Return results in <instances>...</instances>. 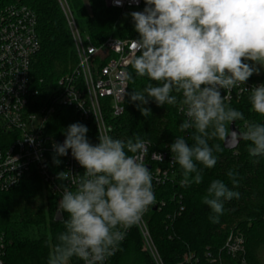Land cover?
Instances as JSON below:
<instances>
[{"label":"clouds","instance_id":"1","mask_svg":"<svg viewBox=\"0 0 264 264\" xmlns=\"http://www.w3.org/2000/svg\"><path fill=\"white\" fill-rule=\"evenodd\" d=\"M122 6V0H113ZM139 3V0H135ZM142 11L129 15L139 39L132 40L131 67L136 77L150 81L142 91L130 94L143 116L150 100L157 106L181 104L186 119L183 132L194 129L189 145L178 136L169 145L173 163L182 169L181 187L201 184L203 169L217 163L220 144L210 139L249 142L250 156L264 157V123L245 122V131H230L229 125L244 121L243 113L225 103L226 95L239 88L249 92L251 109L264 117V83L244 87L264 68V0H144ZM133 80L132 74H126ZM154 82V83H153ZM242 86V87H241ZM125 90V89H124ZM179 95H173V93ZM124 94L125 91H124ZM96 117L98 123L99 117ZM98 127V143L87 138L88 128L79 122L67 127L62 144H53V163L72 157L84 169L82 175L57 173L61 184L58 202L64 231L56 237L47 264H69L76 257L83 264H105L118 250L126 232L136 225L156 202L152 171L144 163L149 141L139 135L126 141ZM30 143L34 140L30 138ZM162 159V157L160 156ZM202 165L203 168L198 167ZM233 185L235 173L227 172ZM240 193L220 180H212L202 197L216 223L224 202Z\"/></svg>","mask_w":264,"mask_h":264},{"label":"trees","instance_id":"2","mask_svg":"<svg viewBox=\"0 0 264 264\" xmlns=\"http://www.w3.org/2000/svg\"><path fill=\"white\" fill-rule=\"evenodd\" d=\"M67 1L80 28L85 31L84 36L93 43L100 44L110 36L139 39L131 16L124 19V12L107 7L104 0ZM7 3L27 5L37 15L41 47L33 58L30 78L33 90L38 91L34 102L44 105L59 89L60 78L77 65L78 57L67 18L59 0H0V5ZM144 7L143 0L139 11ZM129 74L134 79L129 80L125 111L111 120L110 135L125 141L139 135L149 141L150 152L168 149L178 136H183L191 145L194 129L180 130V124L185 120L179 112L182 105L157 106L150 100L145 107L151 113L143 116L138 102H132L130 94L142 91L150 81L147 77H136L132 67ZM263 76L253 74L249 80L258 81ZM173 95L179 94L174 92ZM249 95L225 101L243 113L245 120L235 122L241 131H245V122L264 123V117L251 109ZM77 122L87 126L90 143H98L95 127L81 121L66 107L57 109L46 130L62 142L67 127ZM223 141L209 140L210 145L220 144L222 151L214 152L217 163L213 168L203 169L201 184L181 187L182 169L174 163L170 180L156 193L158 199L166 200V205L160 211L151 207L146 220L163 264H211V257H216L218 264H242L243 257L247 264H264V157L250 156L249 142L242 140L236 149L227 150ZM198 167L203 168L202 165ZM229 170L235 173V185L227 176ZM215 179L224 181L240 196L225 201L223 214L213 223L209 217L214 213L202 203V197ZM43 183L41 177L34 174L0 195V236L8 243L7 264H47L57 235L65 230L63 219H67V214H63V219H57L60 197L52 194ZM181 206L184 209L178 214ZM232 231L244 235L245 253L241 256L232 257L223 250ZM70 261L80 264L76 257ZM112 264H157L136 225L119 245Z\"/></svg>","mask_w":264,"mask_h":264},{"label":"built area","instance_id":"3","mask_svg":"<svg viewBox=\"0 0 264 264\" xmlns=\"http://www.w3.org/2000/svg\"><path fill=\"white\" fill-rule=\"evenodd\" d=\"M104 1L107 7L120 9L124 13L139 11L143 4V0H139V3L135 0H122V6H116L113 0ZM59 2L74 39L78 61L71 71L60 78L59 89L51 100L38 110L32 109L38 91L33 90L30 78L33 58L41 47L37 33V15L24 4L0 5V195L19 186L27 176L36 174L52 194L61 198V184L70 185V181L57 179V173L70 171L73 175H82L84 169L72 157L71 150L68 155L58 157L61 161L59 165L53 163V144L63 142L46 128L58 108L73 110L81 121L90 122L97 133L98 127L101 130H111V120L125 111L129 89V80L125 76L129 74L134 54L132 40L136 39L110 36L102 43L95 44L89 37L83 36L68 1ZM261 83H264V76L258 81L248 80L244 87L251 90ZM221 94L226 95V102H230L250 93H240L239 88H236L231 93L221 89ZM182 107L179 112L185 117ZM95 116L99 117L98 123ZM30 138L34 143L29 142ZM144 163L152 171L156 197V193L166 185L173 173L170 148L150 152L148 144ZM165 205L164 198L156 197L155 204L148 211L151 207L160 211ZM183 209L184 206H181L178 214ZM148 211L136 226L154 260L157 264H163L146 220ZM175 217L176 213L172 218ZM130 230L131 228L127 230L125 239ZM7 246L4 237L0 236V264H7ZM223 250L232 257L244 254V235L232 231ZM117 252L118 250L105 264H112ZM210 263L218 264V259L211 257ZM69 264L73 263L69 261ZM80 264H83L81 260ZM242 264H247L244 257Z\"/></svg>","mask_w":264,"mask_h":264},{"label":"water","instance_id":"4","mask_svg":"<svg viewBox=\"0 0 264 264\" xmlns=\"http://www.w3.org/2000/svg\"><path fill=\"white\" fill-rule=\"evenodd\" d=\"M230 131H236V132H241L237 127H236V125H235V122H233L232 124H230ZM230 139V137L229 138H226L224 141H223V146H224V148L225 149H227V150H234V149H236L237 147H238V145L240 144V142L242 141V139L241 140H239L238 142L237 141H235V140H229ZM59 213V212H58ZM57 219H62L61 217H60V215H57Z\"/></svg>","mask_w":264,"mask_h":264},{"label":"rangeland","instance_id":"5","mask_svg":"<svg viewBox=\"0 0 264 264\" xmlns=\"http://www.w3.org/2000/svg\"><path fill=\"white\" fill-rule=\"evenodd\" d=\"M131 12H126L125 13V15H124V19H127L130 15ZM81 31H82V33H83V36L85 35V31H84V29L83 28H81ZM261 74H263L264 75V68H261L260 69V72H259V74H257V75H261ZM45 104H47V102L45 103ZM44 104V105H45ZM44 105H41V104H39L38 102H34L33 103V105H32V109H34V110H38L39 108H41L42 106H44ZM63 142V141H62ZM44 184V183H43ZM47 188V187H46ZM49 190V189H48Z\"/></svg>","mask_w":264,"mask_h":264}]
</instances>
